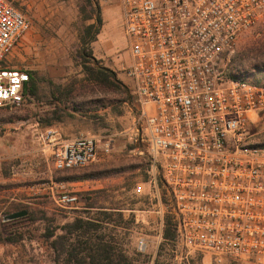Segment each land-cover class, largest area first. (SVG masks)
<instances>
[{"label":"built area","instance_id":"built-area-1","mask_svg":"<svg viewBox=\"0 0 264 264\" xmlns=\"http://www.w3.org/2000/svg\"><path fill=\"white\" fill-rule=\"evenodd\" d=\"M115 1L126 50L118 69L138 111L135 135L166 189L159 212L174 215L183 257L264 264V147L247 134L251 116L264 113V83L228 65L238 39L264 23V0ZM31 25L0 0V111L24 101L29 75L8 57ZM45 135L49 144L56 136ZM100 152L93 136L65 139L52 148L54 167L82 168ZM50 194L60 208L78 204L62 184ZM137 248H146L143 238Z\"/></svg>","mask_w":264,"mask_h":264},{"label":"rangeland","instance_id":"rangeland-1","mask_svg":"<svg viewBox=\"0 0 264 264\" xmlns=\"http://www.w3.org/2000/svg\"><path fill=\"white\" fill-rule=\"evenodd\" d=\"M10 1L32 25L8 57L9 66L34 71L42 79L37 97H26L20 106L0 111V264H61L55 261L50 242L64 234V226L76 217L99 218L93 203L112 212L105 232L139 264H192L190 257H183L184 250L177 241L165 244L158 253L165 215L159 212L160 203L168 196L159 178L154 180L148 156L135 135L136 105L127 95L99 89L86 79L81 67L80 35L93 22L85 17L93 16L97 0ZM117 3H98L103 21L91 47L93 55L102 58L101 64L110 68L126 89L128 80L118 69L126 50ZM106 40L112 52L106 53L101 47ZM228 65L264 83V72L259 69L264 67V23L238 39ZM44 79L62 87L73 86L81 109L100 118L46 126L52 106L46 103L51 85ZM48 129L56 135L51 144L45 138ZM247 134L251 144H264V113L251 116ZM92 135L101 151L97 161L82 168L55 169L52 148L65 139ZM107 144L110 150L104 152ZM54 183L78 196L75 208L64 209L54 203L50 194ZM21 210L25 216L4 219ZM118 212L122 215L120 225ZM51 231L53 237H49ZM140 238L146 242L142 251L137 248ZM201 263L211 264L202 256Z\"/></svg>","mask_w":264,"mask_h":264},{"label":"trees","instance_id":"trees-1","mask_svg":"<svg viewBox=\"0 0 264 264\" xmlns=\"http://www.w3.org/2000/svg\"><path fill=\"white\" fill-rule=\"evenodd\" d=\"M85 18L93 19V22L87 24L82 30L80 35L81 47L78 51V58L81 59V67L86 73V79L99 89L124 94L127 95L128 99H131L128 88L123 89L115 73L110 68L103 66L101 61L93 55L91 44L96 40L103 21L97 2L93 3V16H86ZM259 69L264 72V67H259ZM26 72L29 75V81L23 88L24 100L29 96H38V83L42 79L34 71ZM44 81H48L51 85L50 96L46 103L52 106L50 117L45 122L46 126L52 125L53 122H65L66 120L93 121L100 118L98 114L87 113L81 109L76 103L73 86L62 87L50 80L44 79ZM254 81L262 83L259 78ZM253 145L264 147V144L255 143ZM141 146V150H144V144ZM148 164L150 167L149 159ZM91 207L99 209V218L76 217L64 226L66 229L64 234H59L52 239L50 247L55 254V261L61 264H139L135 256L128 255L114 237L105 232L112 221L110 218L112 212L106 207L95 206L94 203ZM31 219L35 220L36 218ZM121 220L122 215L118 212L117 225H120ZM54 235L55 233L51 231L49 237ZM161 237L163 241L159 246L158 253L165 244H173L176 241V222L174 215L169 211L164 215ZM190 262L202 264L201 256H191Z\"/></svg>","mask_w":264,"mask_h":264},{"label":"water","instance_id":"water-1","mask_svg":"<svg viewBox=\"0 0 264 264\" xmlns=\"http://www.w3.org/2000/svg\"><path fill=\"white\" fill-rule=\"evenodd\" d=\"M26 212L24 210H21V211H16V212H13V213H10V214H7L4 219L5 220H12V219H16V218H20V217H23L25 216Z\"/></svg>","mask_w":264,"mask_h":264},{"label":"crops","instance_id":"crops-1","mask_svg":"<svg viewBox=\"0 0 264 264\" xmlns=\"http://www.w3.org/2000/svg\"><path fill=\"white\" fill-rule=\"evenodd\" d=\"M101 47L104 49V51L106 52V53H109V52H112L113 51V48L111 47V43L108 41V40H106V41H104V42H102V45H101ZM92 50H93V48H92ZM97 59H102L101 57H97ZM59 124H63V122H58ZM54 125V124H53ZM52 125V126H53ZM51 126V125H50ZM93 136V135H92Z\"/></svg>","mask_w":264,"mask_h":264}]
</instances>
